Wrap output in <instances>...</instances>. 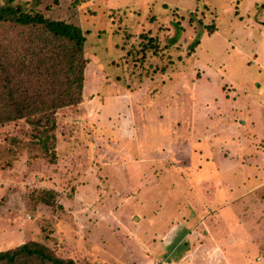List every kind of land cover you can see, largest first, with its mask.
Wrapping results in <instances>:
<instances>
[{
    "label": "rangeland",
    "instance_id": "rangeland-1",
    "mask_svg": "<svg viewBox=\"0 0 264 264\" xmlns=\"http://www.w3.org/2000/svg\"><path fill=\"white\" fill-rule=\"evenodd\" d=\"M5 5L80 28L87 64L81 103L56 111L46 139L24 120L0 125V251L35 242L74 264H210L204 244L193 250L200 244L190 230L203 220L182 230L175 218L199 188L188 175L228 183L216 196L207 180L200 188L221 207L240 201L252 210L242 216L249 230L264 231V0ZM22 33L0 24V57L21 50ZM143 35L157 47L143 49ZM167 95H180L178 112ZM192 207L188 216L202 218ZM234 209L223 217L237 221ZM170 216L179 237L165 244ZM231 221L223 264H264V241L253 231L244 241Z\"/></svg>",
    "mask_w": 264,
    "mask_h": 264
},
{
    "label": "trees",
    "instance_id": "trees-1",
    "mask_svg": "<svg viewBox=\"0 0 264 264\" xmlns=\"http://www.w3.org/2000/svg\"><path fill=\"white\" fill-rule=\"evenodd\" d=\"M0 24L25 36L19 40L21 50L12 54L6 50L5 57H0V125L24 120L33 129L44 131L40 136L46 139L55 129L56 111L82 101L87 64L84 34L76 26L46 19L38 12L24 13L19 6H0ZM176 28L178 34L180 28ZM207 29L212 33L215 27ZM177 34L169 40L170 45L177 41ZM154 41L145 35L140 37L145 50L156 48ZM198 44L199 38L189 45L188 54ZM167 71L168 68L162 69L160 73ZM149 82L145 79L142 84ZM0 264L74 262L56 257L42 244L30 242L0 251Z\"/></svg>",
    "mask_w": 264,
    "mask_h": 264
},
{
    "label": "crops",
    "instance_id": "crops-1",
    "mask_svg": "<svg viewBox=\"0 0 264 264\" xmlns=\"http://www.w3.org/2000/svg\"><path fill=\"white\" fill-rule=\"evenodd\" d=\"M179 96L180 95H167V101H169V103H170V109L171 110H175L178 112L179 109H181V106L179 105L178 100H177ZM207 138H208L207 143H206V141L204 142L206 144V147L208 144L211 145L210 140H212L214 138V136L209 134ZM194 144H192V147L194 146ZM192 147H190L191 152L193 151ZM147 156L148 155L143 156V158L141 156H139L140 161H142V159H144V158H147ZM204 160L207 161L206 159H204ZM208 160H210V159H208ZM134 162H135V164H137L136 160ZM188 179L191 182L190 185L197 183V185L199 186V188L197 190H195V193H192L193 196L190 193H186V195H188V197H189L188 199L190 200V202H192L193 205L196 206L198 204V207L196 209H197L198 213L202 214V218L201 217L200 218H197V217L193 218L196 215V213L194 212L195 210L192 207L193 205H190L191 207H188L189 205L187 204V205H183V207L181 208L182 210H180V211L177 210V214L175 215V218H177L176 222L180 223V226L183 230L187 226L193 225V224L196 225V223L198 224V223H200L201 220H203V223H202L203 226H201L202 227L201 230H199V231L194 230V229L190 230L192 234H196V236H195V239L197 240L196 243L200 244L197 247V249L194 248L193 250H195V251L201 250L200 246L204 244L206 246V251H204V250L201 251L203 253V256L209 255L210 257H212L214 255V259H211L210 264H223L224 259L226 260V257H227L226 252H225V246H223V245H225L226 243L229 242L226 239L230 240V238H231L230 234L224 233L226 230H229V224H230L231 219L227 220V218L223 217V214H225L229 210L235 208L234 211H236V215H237L238 219H237V221H231V225L233 224V227L235 228V230L239 236H243V233H244V238H245L244 241H246L249 237V232L253 231V230H249V228L252 229V227H250V225H248L246 222H244L245 218L242 216L247 215L250 217L252 210H250L248 212V207L240 206V201H236L239 203L234 208L228 207L230 205V203L227 204L226 206H222V207L220 206V204L219 205L217 204L214 196H216L217 193H220V192L222 193V189H224L223 186L226 187V184H228L226 182H223V186L218 187L217 185L213 184L214 181L212 179L207 178V179L198 180L196 178L190 177L189 175H188ZM206 180L212 184L211 186H213V188L211 187V190L214 191V196H213V194H211L209 192L208 189L200 188V183L202 184V182H206ZM228 187L232 189V187L230 185H228ZM185 190L190 192V188L185 189ZM138 191H141V189ZM245 193H246L245 195H247V193H249V192L246 191ZM230 200L231 199H229L228 201H230ZM251 205H255V204L252 203ZM248 206H249V204H248ZM191 213L193 215L194 214L195 215L189 217L188 215ZM214 216L218 217L220 219V221H223L222 224H220L218 227L215 228V229H218V228L221 229L220 230L221 234L217 237L214 233V231H216V230L213 229L214 227H212L213 221H207V223H206V220L213 219ZM162 218L165 219L163 216H162ZM162 218L159 217V220H162ZM222 218H223V220H222ZM188 220L192 221V222H189ZM195 220H196V222L194 223ZM170 222H171V216L169 217V219L167 221V228L169 230L167 232L163 233V236H162L165 244H167V242L170 241V238L172 236L171 233H173V236H172L173 238H175V236L179 237V232L174 231V229L178 226L173 227V224L171 226H168V224ZM194 225L192 227H194ZM247 227H248V230H247ZM261 228H263V226ZM245 233L247 234L246 237H245ZM257 233H255L254 231L251 233V235L253 236V239H254L253 241H256L257 243L261 244L264 241V231H262V233H260V232H257ZM188 236H190V235H188ZM193 250H190L188 252V254L186 253V255L184 257L185 260H187L192 255L191 253ZM151 253H154V252H151ZM193 256H195V253L193 254ZM192 261H196V260H192ZM166 263H171V262H166Z\"/></svg>",
    "mask_w": 264,
    "mask_h": 264
},
{
    "label": "built area",
    "instance_id": "built-area-1",
    "mask_svg": "<svg viewBox=\"0 0 264 264\" xmlns=\"http://www.w3.org/2000/svg\"><path fill=\"white\" fill-rule=\"evenodd\" d=\"M159 264H171V263L161 262V263H159Z\"/></svg>",
    "mask_w": 264,
    "mask_h": 264
}]
</instances>
